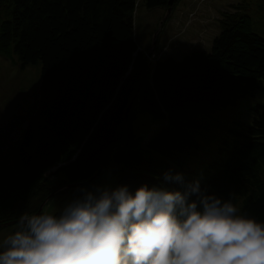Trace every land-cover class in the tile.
<instances>
[{
  "label": "trees",
  "instance_id": "1",
  "mask_svg": "<svg viewBox=\"0 0 264 264\" xmlns=\"http://www.w3.org/2000/svg\"><path fill=\"white\" fill-rule=\"evenodd\" d=\"M145 1L149 7H169V0ZM136 7L137 0H0V55L18 58L22 67L41 62L39 122L25 131L20 162L28 170L36 162L44 168L61 164L66 181L77 183L91 178L113 149L107 160L114 163L119 186L133 193L142 185L183 192L198 182L202 195L222 202L241 199V213L264 223V102L255 106L250 123L231 127L232 139H223L207 180L186 171L210 138L209 128L191 113L201 106L235 104L264 89V36L254 30L249 14L230 12L207 47L180 57L156 51L145 56L135 32ZM144 75L136 101L165 123L146 141L132 131V109L129 129L125 119ZM10 178L0 184V195L11 192ZM93 180L71 186L70 202L84 191L95 193L98 188H89ZM51 192L43 176L7 213L9 221L17 220L10 223L11 234L20 216L36 213ZM31 199L37 203L27 209ZM25 203L26 211L19 212Z\"/></svg>",
  "mask_w": 264,
  "mask_h": 264
},
{
  "label": "clouds",
  "instance_id": "2",
  "mask_svg": "<svg viewBox=\"0 0 264 264\" xmlns=\"http://www.w3.org/2000/svg\"><path fill=\"white\" fill-rule=\"evenodd\" d=\"M0 264H264V223L198 182L183 192L98 188L58 215L22 214Z\"/></svg>",
  "mask_w": 264,
  "mask_h": 264
},
{
  "label": "rangeland",
  "instance_id": "3",
  "mask_svg": "<svg viewBox=\"0 0 264 264\" xmlns=\"http://www.w3.org/2000/svg\"><path fill=\"white\" fill-rule=\"evenodd\" d=\"M230 12L249 14L254 30L264 36V0H178L170 10L169 7H149L145 0H137L135 32L141 47H144L141 53L146 56L156 51L158 54L172 53L180 57L181 52L207 47L213 34L220 28V20ZM151 64L152 62L149 69ZM41 83V62L29 63L22 67L18 58L10 60L0 55V184L6 177H11L12 184L9 187L10 193L0 195V244L13 230L10 224H6L10 222L6 218L7 213L11 215V210L21 205L22 202L19 201L36 187L43 176L53 193L45 197L39 209L43 205L42 210L55 212L65 208L72 199L70 189L74 182L66 181L63 172L59 171L61 164L44 168L36 162V165L28 170L19 159L18 148L27 127L30 123L37 127L39 122ZM259 102H264V89L240 96L235 104L201 106L191 113L210 130V138L204 140L203 148L186 164V171L193 178L207 180L213 160L220 156L219 147L223 139H232L231 127H241V122L252 121L254 108ZM127 121L126 119L128 128ZM129 121L133 125L132 131L136 135H142L144 141L165 124L156 121L139 100L133 105ZM113 164L112 159H106L101 173L96 171L97 174L95 173L89 188L118 187V175L113 170ZM6 167L10 169L9 174L5 172ZM4 174L8 175L3 177ZM13 200L17 202L12 204ZM35 203L37 200L31 199L27 209ZM233 203L242 211L241 199ZM25 205L26 203L18 211L25 212Z\"/></svg>",
  "mask_w": 264,
  "mask_h": 264
},
{
  "label": "water",
  "instance_id": "4",
  "mask_svg": "<svg viewBox=\"0 0 264 264\" xmlns=\"http://www.w3.org/2000/svg\"><path fill=\"white\" fill-rule=\"evenodd\" d=\"M174 1H175V0H169V10L173 7V5H174ZM144 77H145V75L143 76V78H142L140 84L138 85L137 91H136L135 94L133 95V97H132L130 103L128 104V106H127V108H126V111H125V119H128L129 113H130V111H131V109H132V107H133V105H134L136 99L138 98V96H139V94H140V91H141V85H142V81H143ZM112 150H113V149H111V150L106 154V156L104 157V159L102 160L101 166L99 167L97 173L100 172V171L102 170L103 165H104V163H105V161H106L108 155L111 153ZM97 173H96V174H97ZM96 174H94V175H93L91 178H89L88 180H85V181H82V182L73 183V184H71V186H72V185H75V184H78V183L89 182V181H91V180L96 176ZM42 206H43V205H41L39 211H38L36 214H39V213H40V211L42 210ZM16 221H17V220H13V221L7 222L6 224L14 223V222H16Z\"/></svg>",
  "mask_w": 264,
  "mask_h": 264
},
{
  "label": "crops",
  "instance_id": "5",
  "mask_svg": "<svg viewBox=\"0 0 264 264\" xmlns=\"http://www.w3.org/2000/svg\"><path fill=\"white\" fill-rule=\"evenodd\" d=\"M184 1H185V0H184ZM181 53L183 54V52H181ZM182 54H181V55H182Z\"/></svg>",
  "mask_w": 264,
  "mask_h": 264
}]
</instances>
